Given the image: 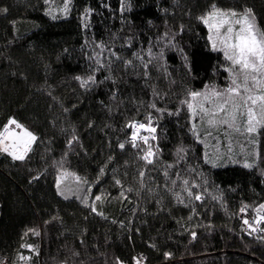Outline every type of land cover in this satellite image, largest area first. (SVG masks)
<instances>
[{
  "label": "trees",
  "instance_id": "trees-1",
  "mask_svg": "<svg viewBox=\"0 0 264 264\" xmlns=\"http://www.w3.org/2000/svg\"><path fill=\"white\" fill-rule=\"evenodd\" d=\"M63 3L0 0V132L14 119L36 137L23 160L0 153V254L16 261L37 249L42 264H264V225L246 236L240 221L241 209L264 205V124L248 133L237 112L240 131L208 125L226 115H211L223 102L211 91L243 75L201 20L213 5L251 10L264 33V0H69L67 12ZM253 83L251 94L264 95ZM193 92L209 100L192 101ZM149 119L151 164L129 127Z\"/></svg>",
  "mask_w": 264,
  "mask_h": 264
},
{
  "label": "snow or ice",
  "instance_id": "snow-or-ice-1",
  "mask_svg": "<svg viewBox=\"0 0 264 264\" xmlns=\"http://www.w3.org/2000/svg\"><path fill=\"white\" fill-rule=\"evenodd\" d=\"M69 7V0H64L63 8L61 11L67 12ZM55 19V16L53 17ZM202 22L208 26L210 33H215V35H210L209 40L212 43V48L214 50H222L224 56L227 60L231 61L232 67L235 68L239 66V71L243 75V82L238 83L237 79L232 80V87H229L225 90L224 93H219L216 91H211L210 95L216 98H223L222 103H218L215 107V111L211 113L213 117L218 115L220 112H225V118L223 120L217 121L216 119H209L207 121L210 127L216 126L219 124H227L229 128H233L237 123V112L241 116L247 114V127L246 131L248 133H254L257 130V127L264 124V118L257 119L256 112L252 106L257 105L259 102V107L261 113L264 114V95H253L252 89L248 85L249 79L253 83V87L260 88L264 87V79H258L253 73L260 74L264 77V33H261L255 27V20L252 16L251 10H246L243 14H238L235 11L225 12L218 9L215 5L212 6V10L208 13L206 17H201ZM225 25H228L224 35H221V29ZM233 25H240L239 30L234 31ZM217 40L219 44L222 45V48L218 47ZM79 79V77L77 78ZM88 80L81 81V86L86 87L88 85ZM204 96L205 100H209V95L202 94L199 92H193L191 94L192 101H195L197 97ZM239 98V100H237ZM251 102V104H249ZM231 104V110H226V106ZM187 107L192 112L193 116L198 115L193 103L188 102ZM243 109V110H242ZM199 112L204 115L209 114V110L205 109L203 104L199 105ZM14 125L15 128L21 129L20 133L12 131L10 126ZM130 128L133 129L131 135V143L133 147H138L137 140L142 141L144 144L148 145L147 150L145 151L142 159L147 163L151 164L152 157L155 153L152 150L151 144H149V136L140 135V130H144L149 133H155L156 129L151 126V120L147 125L140 124H131ZM236 131H240L239 127H235ZM211 134V133H209ZM153 135L151 139H155ZM12 140V144H5V141ZM36 140V137L29 131L23 128L16 120H10L8 125L3 129V132H0V151L8 153L15 160H23L26 153L30 150V145ZM121 148L124 147L123 144L120 145ZM245 167H251L249 164H245ZM187 184V181H184ZM59 188V183L57 184ZM191 195V192H189ZM96 200H100L101 197H95ZM196 200L200 199V196H195ZM261 209H264V205L260 206V209H257L259 213ZM93 211H96L93 206ZM243 212L244 209H241ZM260 220H264V216H260L258 220L254 221L259 223ZM244 224L249 225L253 232L257 231L255 227H252L248 220H244ZM24 259V257H21ZM139 264V261H137Z\"/></svg>",
  "mask_w": 264,
  "mask_h": 264
},
{
  "label": "built area",
  "instance_id": "built-area-1",
  "mask_svg": "<svg viewBox=\"0 0 264 264\" xmlns=\"http://www.w3.org/2000/svg\"><path fill=\"white\" fill-rule=\"evenodd\" d=\"M260 216H264L262 212H259L257 214H251L248 211H243L240 213V221L242 223L244 232L246 236H258L262 233V228L264 225V220H260L259 223H255L254 221L258 220ZM244 220H248L252 227H255L257 231L253 232L251 230V227L249 225L244 224ZM21 257H24V259H21ZM137 261H139V264H146L145 258L141 256L134 257L131 264H137ZM0 264H42L41 263V252L39 250L29 251L20 253L18 255V258L16 261H13L9 259L8 257L3 256L0 254Z\"/></svg>",
  "mask_w": 264,
  "mask_h": 264
},
{
  "label": "rangeland",
  "instance_id": "rangeland-1",
  "mask_svg": "<svg viewBox=\"0 0 264 264\" xmlns=\"http://www.w3.org/2000/svg\"><path fill=\"white\" fill-rule=\"evenodd\" d=\"M227 27H228V25H225L224 28L221 29V33H222V35H224V33L226 32ZM233 27H234V31H237V30H239L240 25H233ZM253 108H254V111L256 112V115H257L258 111H256L255 106H253ZM245 112H246V110H245ZM10 128H11L12 131H15L16 133H20V132H21V129H17V128H15L14 125H11ZM23 128L26 129L27 131L31 132L29 127L23 126ZM2 132H3V131H2ZM31 133H32V132H31ZM149 134H150L149 132H146V131H144V130H140V135L147 136V135H149ZM12 143H13V141H12L11 139L5 141V144H12ZM32 144H33V142L31 143L30 147L32 146ZM0 153H1V154L4 153V154H6V155H9L8 153L2 152V151H0ZM9 156L12 158L11 155H9ZM12 159H13V158H12ZM67 181H68V178L60 179V183L62 184V186H63V185L66 186V185H67ZM29 249H30L31 251H35V250H36V249H31V248H29Z\"/></svg>",
  "mask_w": 264,
  "mask_h": 264
}]
</instances>
